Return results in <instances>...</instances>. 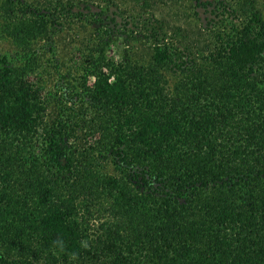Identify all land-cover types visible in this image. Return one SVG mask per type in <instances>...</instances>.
Returning a JSON list of instances; mask_svg holds the SVG:
<instances>
[{
  "label": "trees",
  "instance_id": "trees-1",
  "mask_svg": "<svg viewBox=\"0 0 264 264\" xmlns=\"http://www.w3.org/2000/svg\"><path fill=\"white\" fill-rule=\"evenodd\" d=\"M127 2L0 0V264H264L262 12L195 0L191 49ZM78 24L97 44L44 93L30 76ZM119 39L148 51L109 54Z\"/></svg>",
  "mask_w": 264,
  "mask_h": 264
},
{
  "label": "rangeland",
  "instance_id": "rangeland-1",
  "mask_svg": "<svg viewBox=\"0 0 264 264\" xmlns=\"http://www.w3.org/2000/svg\"><path fill=\"white\" fill-rule=\"evenodd\" d=\"M135 1L138 0H128L127 5L123 6L127 14L130 12L137 14L144 11L142 8L136 7ZM230 1L235 4L237 0ZM248 1L254 2V5L260 9L264 16V0ZM196 9L199 10V15L194 13ZM145 11L146 16L153 15L163 22L164 28L167 31L166 38L170 44L173 43L176 46L188 45L192 49L193 47H202L209 41L207 31L202 27V22L207 23L206 17L209 15V12H206L204 6H195V0H151L150 7ZM96 35V33H93V27L89 24L85 27H82L81 24L75 25L73 28L66 27L62 33L54 38L56 42L55 52L53 53L49 50H46L45 53L44 51L41 52L44 53L42 58L44 60V67L41 66L35 73H32L30 79L40 82L43 85L44 93L47 94H54L58 90V83L63 74H66L67 77L64 80L68 84L71 81V85H73L76 83V77H79L83 72L76 68V66L81 68L86 62L84 59L86 58L85 55L88 54V49L93 47V43L94 45L95 43L97 44ZM44 42L45 40L39 41L35 47L41 46ZM148 42L147 39H138L130 47H125L122 39H119L116 41L117 45L111 46L109 54L114 51L115 47H119L117 50L119 55L121 51L127 48L134 50L133 52L139 56V53L148 51ZM15 49L16 46L8 38L6 39L0 34V51L11 54ZM55 53L56 55L54 56ZM115 55L117 56V54ZM51 59L55 64L58 63L57 68L50 64ZM94 79L91 76L89 83L93 82ZM173 80L171 79L170 81L172 84Z\"/></svg>",
  "mask_w": 264,
  "mask_h": 264
},
{
  "label": "flooded vegetation",
  "instance_id": "flooded-vegetation-1",
  "mask_svg": "<svg viewBox=\"0 0 264 264\" xmlns=\"http://www.w3.org/2000/svg\"><path fill=\"white\" fill-rule=\"evenodd\" d=\"M23 1V0H22ZM26 1V0H25ZM27 1H29V0H27ZM109 14H111L112 15V8H111V11L109 12ZM110 21V20H109ZM108 21H105L104 23H107ZM117 24V26L116 27H114V31H123V29H124V20L121 18V17H118L117 16V18H116V21L114 22V24ZM114 24L112 23V22H108L107 23V26L106 27H108V25H110V26H114ZM95 27V29H100V27H101V23H98L97 25H95L94 26ZM105 30H109V28H106ZM100 32H103V31H101V29H100ZM115 32V33H116ZM121 33V32H120Z\"/></svg>",
  "mask_w": 264,
  "mask_h": 264
},
{
  "label": "clouds",
  "instance_id": "clouds-1",
  "mask_svg": "<svg viewBox=\"0 0 264 264\" xmlns=\"http://www.w3.org/2000/svg\"><path fill=\"white\" fill-rule=\"evenodd\" d=\"M56 244H57V247H59L60 250L62 251L63 250V242L62 241H57ZM85 246H87L86 243H85Z\"/></svg>",
  "mask_w": 264,
  "mask_h": 264
}]
</instances>
